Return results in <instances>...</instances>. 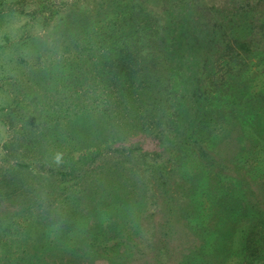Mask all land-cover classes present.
Segmentation results:
<instances>
[{
	"label": "rangeland",
	"instance_id": "374dc122",
	"mask_svg": "<svg viewBox=\"0 0 264 264\" xmlns=\"http://www.w3.org/2000/svg\"><path fill=\"white\" fill-rule=\"evenodd\" d=\"M100 1L0 0V264H264V0H125L181 46L168 113L180 116L155 141L171 156L139 134L128 145L143 150L65 180L15 140L25 118L43 119L41 81L68 72L52 63ZM215 91L234 103L199 109Z\"/></svg>",
	"mask_w": 264,
	"mask_h": 264
},
{
	"label": "trees",
	"instance_id": "16d2710c",
	"mask_svg": "<svg viewBox=\"0 0 264 264\" xmlns=\"http://www.w3.org/2000/svg\"><path fill=\"white\" fill-rule=\"evenodd\" d=\"M86 27L90 29L88 34L75 32V41L70 38L66 48L61 49L67 54H60L63 63L54 58L52 64H62V69L67 66L68 72L46 73V79L41 81L44 94L38 101L45 111L43 119L40 115L37 122L25 118L15 136L24 152L36 148V164L48 166L50 172L65 180L82 177L81 173L89 168L91 171L106 153L143 150L144 143L131 147L129 140L139 134H154L155 142L163 126L180 116L177 113L170 120L168 113L174 108L175 98L169 70L181 46L167 44L159 18L140 3L101 0ZM223 93L226 92L215 91L212 96L204 93L199 109L214 107L220 112L221 105L234 103L233 96ZM237 101L246 103L240 97ZM259 103L264 107V100ZM211 115L204 118L207 123L200 122L202 129L195 132L200 134L213 124ZM176 133L183 134L180 130ZM189 139L194 154L198 148L199 154L207 158V150L199 146L202 139L198 135ZM163 145L155 142L154 150H164ZM178 146H184L183 142ZM158 153L171 156L167 149ZM260 248L255 243L257 252ZM44 258L52 264L46 254Z\"/></svg>",
	"mask_w": 264,
	"mask_h": 264
}]
</instances>
